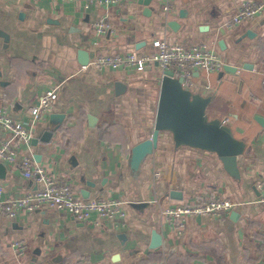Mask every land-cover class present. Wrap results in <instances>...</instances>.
<instances>
[{"label":"crops","instance_id":"obj_1","mask_svg":"<svg viewBox=\"0 0 264 264\" xmlns=\"http://www.w3.org/2000/svg\"><path fill=\"white\" fill-rule=\"evenodd\" d=\"M245 1L264 2L175 0L167 14L156 0L129 2L110 9L111 28L96 38L101 8L0 0V29L9 36L7 44L0 38V105L25 122L45 90L57 93L20 155H31L84 198L124 201L126 213L117 228L48 207L1 218L0 264H264V207L256 188L264 178V13L227 27ZM159 38L210 44L235 72H194V84L178 92L201 113L203 129L185 143L173 128H162L156 148L135 169L131 151L154 128L160 77L153 67L98 70L93 46L97 41L99 55L143 52ZM81 50L88 53L86 65L78 62ZM171 78L180 80L173 72ZM117 82L125 86L121 93ZM216 121L229 132L218 135ZM45 132H51L47 142L41 141ZM0 184L2 197L35 189L13 164L0 163ZM199 195L237 205L221 220L192 217L182 234L171 231L164 210ZM154 231L160 242L152 248ZM15 240L24 242L21 255L11 247Z\"/></svg>","mask_w":264,"mask_h":264},{"label":"built area","instance_id":"obj_2","mask_svg":"<svg viewBox=\"0 0 264 264\" xmlns=\"http://www.w3.org/2000/svg\"><path fill=\"white\" fill-rule=\"evenodd\" d=\"M80 5L84 11L90 8H101L103 13L94 24V35L102 37L110 28L111 8L122 6L138 0H51ZM160 4L161 13H171L175 0H156ZM264 13V2L253 3L245 1L228 20L227 27L237 26L252 20ZM97 41L93 50L96 55L92 64L98 70L132 69L136 72H146L156 68L158 77L171 70L174 76L181 80V85L190 87L194 84L192 74L196 71L215 73L223 71L224 62L216 50L207 43L172 42L165 38L152 39L148 49L143 52L131 50L112 54L99 55L96 51ZM57 99L55 89L45 90L27 111V121L13 118L0 105V163L17 165L26 179L34 181L35 189L23 195L9 197L4 195L0 184V219H14L22 212L32 213L43 207L68 212L75 220L89 223L93 226L102 224L112 228L124 227V201L114 198H84L78 194L72 185L56 179L42 165L37 164L31 155H20L22 149L29 147L34 139L35 128L44 122L54 108ZM259 191L257 203L264 207V178L256 184ZM237 204L228 199L196 196L193 200L164 210L165 222L169 229L182 234L189 218L209 217L221 220L233 210ZM11 247L16 255L25 251L22 240H15Z\"/></svg>","mask_w":264,"mask_h":264},{"label":"water","instance_id":"obj_3","mask_svg":"<svg viewBox=\"0 0 264 264\" xmlns=\"http://www.w3.org/2000/svg\"><path fill=\"white\" fill-rule=\"evenodd\" d=\"M151 0H138V3L147 5ZM174 26V24H169ZM0 38L7 44L9 40L8 34L0 29ZM88 53L84 50L78 52V62L80 65H86L88 63ZM223 72H235V68L224 65ZM222 74V72L220 73ZM172 77V71L167 70L164 72V76L161 78L159 85V95L157 108L154 118V128L150 136L141 142L133 146L131 151V165L133 168H138L142 159L151 153L157 146L159 130L164 127H171L176 131L179 139L182 142H191L196 140L200 131L203 129L201 124L200 112L191 107L186 100L178 92L181 88L180 80H174ZM125 89V86L117 82L116 92L121 93ZM213 130L218 134H226L229 132L227 127L219 122L213 123ZM51 137V132H45L41 138V141L47 142ZM224 160L230 162L234 166V158L223 154ZM160 236L156 231L152 232L151 247L155 248L159 245Z\"/></svg>","mask_w":264,"mask_h":264}]
</instances>
